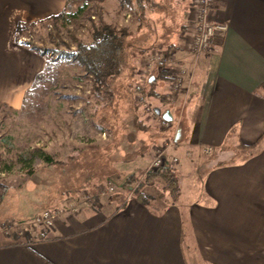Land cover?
<instances>
[{
	"label": "crops",
	"instance_id": "0c3cea01",
	"mask_svg": "<svg viewBox=\"0 0 264 264\" xmlns=\"http://www.w3.org/2000/svg\"><path fill=\"white\" fill-rule=\"evenodd\" d=\"M69 1L0 0L1 106L20 110L45 68L39 54L16 41L17 25L58 15ZM118 4L137 24L136 75L127 71L124 78L137 104L129 116L134 129L123 136L124 155L112 159L116 168L110 162L109 180L101 182L113 183L117 192L106 197L93 192L92 202L84 192L63 199L54 229L33 228L29 244L9 238L0 226V264H264V0H218L210 18L228 24V34L198 58L185 46L192 0L145 1L142 29L139 17ZM158 50L174 53L166 77L154 70L140 77L146 56ZM180 67L186 70L181 89L171 93ZM165 116L179 122L177 130L162 129ZM178 135L166 166L176 173L180 164L176 175L185 185L189 162L200 159L205 147L214 153L204 161L199 181L187 186L185 201L181 181L178 202L154 185L128 199L139 179L135 173L145 171L155 147ZM109 138L112 142L111 131ZM261 138L250 155L235 159L243 146ZM220 156L229 159L216 160ZM172 158L178 162L172 164ZM70 201L78 207L75 215ZM11 219L24 218H0V225Z\"/></svg>",
	"mask_w": 264,
	"mask_h": 264
},
{
	"label": "rangeland",
	"instance_id": "374dc122",
	"mask_svg": "<svg viewBox=\"0 0 264 264\" xmlns=\"http://www.w3.org/2000/svg\"><path fill=\"white\" fill-rule=\"evenodd\" d=\"M116 1L110 5H91L90 12L78 19L67 13L64 20L53 22L48 20L49 17L33 26L28 24L21 40L35 44L41 50H49L54 59L56 50L75 48L77 41L89 44L93 24L100 18L134 32L136 22L129 12L119 9V1ZM56 70L54 83L46 86L49 92L36 93L32 98V106L36 105L33 113H29V109L14 111L0 105V182L9 187L0 206V218L20 215L24 219H15L17 228L33 223L34 217L43 209L57 206L70 192H76L87 182L96 184L100 179L109 180L106 174L110 162L114 157L124 155V151H120L121 146L125 147L123 136L132 130L130 109L137 102L126 79L113 85V104L101 107L104 103L92 97V82L84 77L82 69L61 63L56 65ZM109 131L113 134L112 142ZM40 154L50 156L57 163L38 165L35 156ZM213 154L202 152L200 159L189 162L186 174L190 182L186 181L185 185L183 177L179 180L183 201L187 186L199 181L198 177L205 170L203 166L207 164L204 161L212 160ZM248 155L250 151L243 149L234 157L241 161ZM221 157L216 160L229 159ZM112 163L115 170L116 162ZM175 169L180 174V164H176ZM143 172L135 175L140 178ZM110 179L120 182L113 176Z\"/></svg>",
	"mask_w": 264,
	"mask_h": 264
},
{
	"label": "trees",
	"instance_id": "16d2710c",
	"mask_svg": "<svg viewBox=\"0 0 264 264\" xmlns=\"http://www.w3.org/2000/svg\"><path fill=\"white\" fill-rule=\"evenodd\" d=\"M119 1L123 8L128 9L131 13L135 14L136 17H139L141 22L139 28L142 29L143 20H145L146 15V8H144L146 7V3L144 5V2L149 0ZM105 2L106 0H71L67 3L63 12L50 17L48 20L53 22H56L59 19L64 20L67 13L71 15L70 17L78 19L90 12L91 5L96 3L104 4ZM74 7L77 8L76 11L73 10ZM33 25L34 24L31 26ZM27 29L28 25L24 23H19L17 25L16 41L39 54L45 61V68L37 75L32 86L27 90L22 108L20 109L22 112L29 109L28 112L33 113L36 105L34 104L32 106V98H34L35 94L37 93L38 95L41 92H49L46 86L54 83L58 74L56 70L57 64L65 63L69 66L82 69L85 74L84 77L89 78L92 82V97L98 102L104 103L101 107H110L113 104V85L116 82L124 80L127 76V71H130L129 77L136 75L133 65V61H135L136 57V54L133 51L134 42L129 40L136 36V32H131L128 28H118L112 24L106 23L100 18L98 23L93 24L91 42L89 44L77 41L75 43V48L69 46L66 49L56 50V56L54 59L49 50H41L35 46V44L21 40V37H23ZM163 77L165 78L166 75L164 73H159V78L161 79ZM263 138L254 145L243 146L242 149L246 151L255 150ZM35 158L38 165L42 163L55 165L57 163L46 154L36 155ZM72 160L76 159L73 158ZM31 173H33V170H31ZM102 181L104 180L100 179L96 184H89V182H87V185H83V187L74 193L70 192V195H67L65 198L72 197L75 194H78V192L96 193L97 187ZM152 185L161 187L164 192H168L171 195L173 201L178 202L181 195L180 183L176 173L171 167L166 166L161 171L148 175L145 181L141 184L140 189L144 186ZM8 189V186L3 182H0V206L7 196ZM56 207L57 206L51 208L48 207L47 209H53ZM15 225L17 224L14 220H8L3 222L0 226L4 228L14 227ZM26 225L31 227V224Z\"/></svg>",
	"mask_w": 264,
	"mask_h": 264
},
{
	"label": "built area",
	"instance_id": "2783aa9c",
	"mask_svg": "<svg viewBox=\"0 0 264 264\" xmlns=\"http://www.w3.org/2000/svg\"><path fill=\"white\" fill-rule=\"evenodd\" d=\"M218 0H192V8L190 10V22L188 24V32L186 39L187 51L198 58L199 56L208 53L217 40H224L229 31V25L225 23H215L210 18V12L217 6ZM174 61V53L172 50L154 51L150 52L140 69L139 76L143 77L149 70H154L157 73H163ZM186 74V70L182 67L175 72V76L169 85L171 93L179 92L182 86V80ZM142 100V99H141ZM169 121L163 119L161 127L163 130H170L176 126L179 127V122ZM175 129V128H174ZM106 137V134H103ZM176 137H170L157 145L154 149V156L148 167L137 180L134 189L128 194V199L133 198L141 184L145 181L148 175L157 173L166 167L170 150L177 146ZM203 153L212 155L213 149L211 147L203 148ZM172 164L178 162V158L171 159ZM117 192V187L111 182H105L97 187V194L102 197L110 196ZM83 198L87 202H92L93 198L90 194H84ZM69 212L73 215L78 213V207L74 201L68 203ZM61 210L58 208L46 209L37 214L31 227H4V233L9 238L24 244L33 240V228H38L41 232H47L54 229L57 218L60 216Z\"/></svg>",
	"mask_w": 264,
	"mask_h": 264
},
{
	"label": "water",
	"instance_id": "95a60500",
	"mask_svg": "<svg viewBox=\"0 0 264 264\" xmlns=\"http://www.w3.org/2000/svg\"><path fill=\"white\" fill-rule=\"evenodd\" d=\"M165 119H167V120H169V121H172L171 118H167L166 116H165ZM176 141H177V142L179 141V135L176 137Z\"/></svg>",
	"mask_w": 264,
	"mask_h": 264
}]
</instances>
